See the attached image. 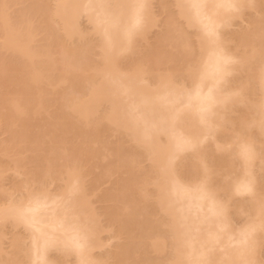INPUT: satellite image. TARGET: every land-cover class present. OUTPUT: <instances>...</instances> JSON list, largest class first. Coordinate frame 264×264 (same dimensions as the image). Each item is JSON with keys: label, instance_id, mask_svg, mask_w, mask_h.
Wrapping results in <instances>:
<instances>
[{"label": "bare ground", "instance_id": "6f19581e", "mask_svg": "<svg viewBox=\"0 0 264 264\" xmlns=\"http://www.w3.org/2000/svg\"><path fill=\"white\" fill-rule=\"evenodd\" d=\"M152 6L0 0V264H264V0Z\"/></svg>", "mask_w": 264, "mask_h": 264}, {"label": "rangeland", "instance_id": "374dc122", "mask_svg": "<svg viewBox=\"0 0 264 264\" xmlns=\"http://www.w3.org/2000/svg\"><path fill=\"white\" fill-rule=\"evenodd\" d=\"M163 1H164V2H166V1L168 2V1H171V0H152V5H153L152 8H154L155 12L157 11V13H158V12H159V13H158V14L155 13L156 15H158V16H157V17H158V20H156V21H157V25L155 24L156 26H154L153 28H150V30H149L150 32H148L149 34L147 33V34H148V35H147V38H149L148 36H150V37L153 36V34H154L155 32H158V30L161 28V25L163 24V23H161V21H163V20H162V19H164V16H163V15H165V14H162L163 12H160V11L158 10V8L160 7V6H159L160 3L163 2ZM159 9H160V8H159ZM154 10H153V11H154ZM246 10L248 11L249 9H246ZM246 10H244V11H246ZM247 13L250 14L249 12H247ZM245 14H246V12H245ZM248 14H246V15H248ZM252 14H253V13H252ZM252 14H250V15H252ZM246 15H244V16H246ZM157 17H156V18H157ZM238 21H239V20H238ZM79 22L81 23L80 25H81L82 27H84V28H85L86 26H88L87 24L89 23V22H86V21H85L84 17L80 18V21H79ZM236 22H237V21H236ZM242 24H245V21L243 22V21L240 20L239 23H235V24L233 23L231 26H229V27H230L229 29H232V30L235 29V30H236V29H238L239 27L243 26ZM84 28H83V29H84ZM87 28H88V27H87ZM87 28H86V29H87ZM89 28H90V24H89ZM89 28H88V29H89ZM162 28H163V27H162ZM162 28H161V29H162ZM155 35H156V33H155ZM155 35H154V36H155ZM151 38H152V37H151ZM149 40H150V39H149ZM3 133H4V132H3ZM3 133L0 132V139H1V137H4V136H3V135H4ZM107 135H109V134H107ZM113 136H114V135H113ZM108 138H109V140L112 139V138H113V139H114V138L116 139L117 136L112 137V134H110V136H107V139H108ZM115 139H114V140H115ZM109 140H108V142L110 143L111 140H110V141H109ZM106 141H107V140H106V137H105V142H106ZM112 142H113V141H112ZM106 143H107V142H106ZM108 158H109V157H108ZM111 158H112V157H111ZM109 159H110V158H109ZM109 159H105V160H109ZM115 159H116V157L113 158L112 161L115 160ZM99 162H100V161L97 160V164H96V162L94 161V162H93L94 164H91L90 166L88 165L89 169H92V170H89V172H91V173L93 172V173H92L93 175H95L94 173H95L97 170L99 171V168H98ZM142 164H143V165L146 164V161L141 162V165H142ZM92 165H93V166H92ZM96 166H97V168H96ZM98 171H97V173H98ZM89 172H88V174H89ZM91 173H90L89 175H91ZM97 173H96V174H97ZM88 174H87V175H88ZM89 175H88V176H89ZM93 175H91V177H93ZM113 176H114V175H113ZM91 177L89 176V178H91ZM87 178H88V177H87ZM89 178H88V179H89ZM91 179H92V178H91ZM91 179H90V180H91ZM100 179H101V180H100ZM100 179L98 180V182H97V179L93 181L94 183H96L95 186L98 185V186H96V187L94 186L96 190H97V189L99 190V191L97 190L98 193H100L101 191H104V189H105V191L108 190V189L110 188V187H109L110 181L113 180V179L110 178V177L107 178V179H106V178H100ZM102 179H103V180H102ZM109 179H110V180H109ZM108 180H109V181H108ZM100 181H102L101 184H100ZM111 182H112V181H111ZM98 183H99V184H98ZM110 185H111V184H110ZM106 188H107V189H106ZM95 193H96V192H95ZM98 193H97V195H98ZM94 197H95V196L92 197V201L94 200V201H93V202H94L93 205L96 206V208L99 210V212H102V209L105 208V206H104V205H105V201L102 202V200H100V202H98L99 200L97 199V197H95V198H94ZM96 199H97L98 201H97ZM107 203H108V202H107ZM106 205H108V204H106ZM149 209H150V208H149ZM103 210H104V209H103ZM242 215H243V214L239 215V214L237 213L236 216H235V214H232L233 218H232V216H231V218H232V220L234 221V225H238V223L240 224V222L242 223V221L244 220V219H243L244 216H242ZM101 216H102V215H101ZM140 216H141V215H140ZM241 217H243V218L241 219ZM101 218L106 219V217H104V216H102ZM240 220H241V221H240ZM102 221H103V223H104L106 220L101 219V222H102ZM238 221H239V222H238ZM237 222H238V223H237ZM105 233H106V232H105ZM107 234H109V233H106L105 235H102V234H101V235H102V237H104V239H105V236H107ZM108 237H109V236H107V238H106V239H107V241H106V242H107V245H108V244L111 245L112 242L115 243V240H116V239H115L114 237H113V238H108ZM116 238H117V237H116ZM106 239H105V240H106ZM120 240H121V239H120ZM118 242H119V239H118ZM116 243H117V242H116ZM112 245H113V243H112ZM105 247H106V246H105ZM107 247H108V246H107ZM107 247H106V248H107ZM109 247H110V246H109ZM260 252H261L260 254L262 255V258H263V257H264V245L261 246V248H260ZM164 254H165V253H164ZM160 255H161V254H160ZM162 255H163V253H162Z\"/></svg>", "mask_w": 264, "mask_h": 264}]
</instances>
